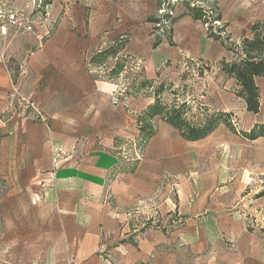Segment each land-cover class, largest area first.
<instances>
[{"label": "crops", "instance_id": "crops-1", "mask_svg": "<svg viewBox=\"0 0 264 264\" xmlns=\"http://www.w3.org/2000/svg\"><path fill=\"white\" fill-rule=\"evenodd\" d=\"M163 5L100 0L96 12L86 0L55 2L48 8L51 35L38 29L14 54L13 40L7 43L0 171L17 199L32 206L18 207L33 220V235L19 240L29 250L25 264H217V234L247 231L242 211L227 207L250 196L264 205L255 197L263 182L250 189L264 176V138L249 141L221 124L189 141L159 117L153 136L140 135L136 116L154 97L151 90L128 95L127 88L142 78L156 82L185 57L215 64L197 79L202 93L190 101L233 112L241 129L264 122V82L260 112H248L236 80L217 66L229 57L221 42L192 11L161 12ZM246 7L242 0L213 6L236 43L251 35L247 29L234 36L231 27ZM108 49L118 51L103 58ZM120 58L125 66L112 74ZM124 148L138 157L125 159Z\"/></svg>", "mask_w": 264, "mask_h": 264}, {"label": "rangeland", "instance_id": "rangeland-1", "mask_svg": "<svg viewBox=\"0 0 264 264\" xmlns=\"http://www.w3.org/2000/svg\"><path fill=\"white\" fill-rule=\"evenodd\" d=\"M70 1L75 0H0V7L7 6L13 9L23 10L26 16L36 21L38 17L47 15L50 16L48 8H50V6L55 2ZM86 1L92 3L94 11H98L97 4L100 0ZM162 1L164 2L163 8L165 11L172 9L174 13L189 11L191 6L190 4L202 5L209 11V9L211 7L213 8L217 2V0ZM242 1L247 7L243 10V12H241V14L234 15V23L231 22L234 36L236 35L235 32H238L239 35L245 34L248 32L247 29H249V32H251V26L257 21L264 23V0ZM211 25H213L214 32L219 33L222 31L220 33L223 38L226 37V34H229L227 28L223 27V22H213ZM34 32H38V29H36ZM45 32L47 33L46 36L51 35L52 30L50 25L48 26V29L45 30ZM32 33L24 31H16L12 33L14 38L10 39V41H13L9 43V53L14 54V51L15 53L17 52V44L19 42L27 44L28 37ZM165 34L168 35L167 32ZM235 41L236 39H233L232 36L229 42L235 43ZM10 60L13 63L16 59L13 57V55H11ZM201 65L202 64L197 61L192 63L179 62L172 64L166 69L165 73L160 77V79L156 80L155 85H158L159 82L165 80L168 85L174 84L173 89L180 88L178 94L180 100L185 98L188 100L194 98L195 101V99H198V95L202 93L201 88L197 86V79L199 78L198 69L201 67ZM127 77H130V74L126 75L124 79H127ZM168 85L166 86L165 93L162 95L163 99L166 101H170L173 98L172 88ZM184 86H186V88H184ZM192 104H194V102ZM193 114L197 115V119L201 118L197 105H195V108L190 112V115ZM262 182V175H258L255 177V179H253V184L250 188L252 190V194L258 190H261L260 188L262 186ZM14 190L15 186L5 179L3 173L0 171V264H25L29 250L22 248L20 246L21 244L19 243V240H23L25 237L28 239L27 236L33 235V220L29 222L28 216L18 214V207L28 208L32 206H29L25 200H22V197H20L21 200H18L16 197L17 194H15L16 192ZM28 193H25V195ZM13 194L15 199L12 197ZM10 208H12L11 216H9V211H11ZM227 208L229 211H234L235 213H237V211H242L241 213L243 218H246L245 220L248 232L246 231V227L242 231L230 230L219 232L217 234V249L214 255V260H216L217 264H226V262L230 261V259H237L239 262L234 264H243L244 262H249L250 259L253 263L261 259V264H264V205L260 204L259 201L250 196L248 200H245L243 203L240 202L237 204V202H235L234 206L229 205ZM173 225L175 226V223ZM117 241L119 242L120 239ZM206 255H208L207 252L203 254V257ZM191 257L193 256L191 255ZM107 258H109V256ZM41 262L42 261L35 262L34 264H43Z\"/></svg>", "mask_w": 264, "mask_h": 264}, {"label": "trees", "instance_id": "trees-1", "mask_svg": "<svg viewBox=\"0 0 264 264\" xmlns=\"http://www.w3.org/2000/svg\"><path fill=\"white\" fill-rule=\"evenodd\" d=\"M190 11L194 13L195 18L201 19L207 26L209 36L219 40L229 57L224 56L217 66L221 72L232 77L237 82L235 94L242 98L246 103L248 112L257 114L261 109V82H264V23L255 22L251 26V35L243 37L239 42L230 43L231 36L226 34V37L213 31V22L219 21L220 16L216 15L211 7L209 11L202 5L190 4ZM215 13V14H214ZM170 18V14L166 15ZM152 21L157 22L158 19ZM224 27V26H223ZM224 31V30H223ZM125 43L119 46L121 49ZM118 49V48H117ZM118 50L108 49L102 53V57L106 58L108 54H116ZM98 59L95 57V60ZM200 62L202 65L198 69V76L203 77L206 73L212 71L215 64L203 58L185 57L182 62ZM168 63L167 65H169ZM125 66V60L120 58L116 64V68L112 74H118ZM156 82L148 79L134 80L130 87L127 88L128 95L137 96L145 90H151L154 101L145 109L139 112L136 116L137 128L143 138H150L157 131L156 118L159 117L164 122L175 127L180 135L189 141H197L204 139L213 133L221 124L227 126L233 133L243 139L254 141L258 138H264V122L255 123L249 130L241 129L237 126L234 113L227 112L221 109L213 110L208 106L200 104H192L193 102L187 98L179 99V89H173L174 84H167L165 80ZM172 88L173 98L170 101L163 99L166 86ZM186 88V86H184ZM197 105L200 111L201 118L197 119V115H190V112ZM264 185V176H263ZM256 198L264 197V189L255 195Z\"/></svg>", "mask_w": 264, "mask_h": 264}, {"label": "built area", "instance_id": "built-area-1", "mask_svg": "<svg viewBox=\"0 0 264 264\" xmlns=\"http://www.w3.org/2000/svg\"><path fill=\"white\" fill-rule=\"evenodd\" d=\"M165 10H161L163 12ZM219 22V21H214ZM49 16H41L38 19L32 20L25 15L23 10L13 9L11 7H0V58L4 59L6 57L7 43L14 32L24 31V32H34L36 29L45 31L49 26ZM123 157L127 160H132L133 157H138V155L131 156L130 149H123ZM134 160V159H133Z\"/></svg>", "mask_w": 264, "mask_h": 264}]
</instances>
